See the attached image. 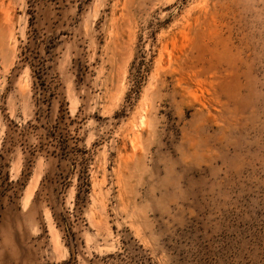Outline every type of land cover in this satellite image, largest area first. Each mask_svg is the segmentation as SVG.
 I'll return each mask as SVG.
<instances>
[{
	"label": "rangeland",
	"instance_id": "374dc122",
	"mask_svg": "<svg viewBox=\"0 0 264 264\" xmlns=\"http://www.w3.org/2000/svg\"><path fill=\"white\" fill-rule=\"evenodd\" d=\"M114 263L264 264V0H0V264Z\"/></svg>",
	"mask_w": 264,
	"mask_h": 264
},
{
	"label": "trees",
	"instance_id": "16d2710c",
	"mask_svg": "<svg viewBox=\"0 0 264 264\" xmlns=\"http://www.w3.org/2000/svg\"><path fill=\"white\" fill-rule=\"evenodd\" d=\"M29 52H30V48H28V50L24 53L23 62H25V63L29 62L30 67H31L32 72H33V75H34V78H36L35 82H34V86H35V90H36L35 91V97H36V102H37L36 104L40 106L41 104L47 103L49 100L47 98L46 90L44 88L45 87V81H46L47 69L45 67L44 61H37L36 62V60H35L36 58H34L32 56V54H28ZM4 167H5L4 165L1 167L2 177H4L5 181H9L7 174H5V172L3 171ZM82 173H83V180L81 182V185L79 186L78 197L83 193L84 194L87 193L89 190V186H90L88 175H87L88 168L86 166L83 167ZM68 231H70V230H68ZM123 249L125 251H127L129 249V245H125ZM122 256L123 255L120 253L117 255L119 263L123 262ZM135 257L131 258L132 263H133V260ZM142 258H143L142 260L146 259L145 256H142ZM114 264H117V263H114Z\"/></svg>",
	"mask_w": 264,
	"mask_h": 264
}]
</instances>
